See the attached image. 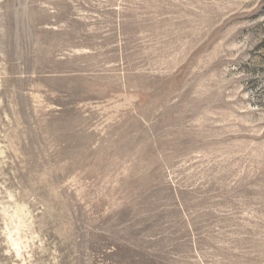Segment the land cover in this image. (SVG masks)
Returning a JSON list of instances; mask_svg holds the SVG:
<instances>
[{"label":"rangeland","instance_id":"374dc122","mask_svg":"<svg viewBox=\"0 0 264 264\" xmlns=\"http://www.w3.org/2000/svg\"><path fill=\"white\" fill-rule=\"evenodd\" d=\"M0 264H264V0H0Z\"/></svg>","mask_w":264,"mask_h":264}]
</instances>
